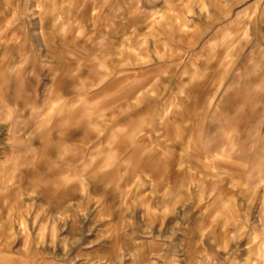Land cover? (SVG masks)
<instances>
[{"label": "rangeland", "instance_id": "374dc122", "mask_svg": "<svg viewBox=\"0 0 264 264\" xmlns=\"http://www.w3.org/2000/svg\"><path fill=\"white\" fill-rule=\"evenodd\" d=\"M90 9L0 30V264H264V0Z\"/></svg>", "mask_w": 264, "mask_h": 264}, {"label": "crops", "instance_id": "0c3cea01", "mask_svg": "<svg viewBox=\"0 0 264 264\" xmlns=\"http://www.w3.org/2000/svg\"><path fill=\"white\" fill-rule=\"evenodd\" d=\"M91 2L92 0H0V30H85V24L76 25L75 21L90 18ZM28 20H33L32 26ZM131 30L138 29L134 26ZM6 49L4 45V57ZM7 61L0 58V67L6 66ZM108 111L107 107L105 114ZM44 191L51 195L56 192L49 188H44Z\"/></svg>", "mask_w": 264, "mask_h": 264}]
</instances>
